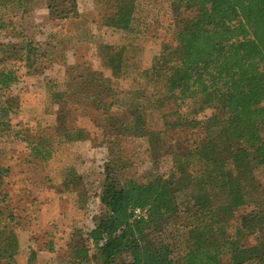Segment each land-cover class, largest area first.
I'll return each instance as SVG.
<instances>
[{
    "label": "trees",
    "instance_id": "trees-1",
    "mask_svg": "<svg viewBox=\"0 0 264 264\" xmlns=\"http://www.w3.org/2000/svg\"><path fill=\"white\" fill-rule=\"evenodd\" d=\"M24 1L0 0V31L12 24L5 18L10 9L27 11ZM96 2L110 10L108 25L141 32L134 26L138 0ZM170 2L172 41L164 42L151 67L140 73L152 90L141 84L138 90L125 89L139 98L125 112L141 122L144 135L162 133L163 127L148 122L154 112L164 126L190 129L189 148L168 177L141 181L125 175L131 162L111 143L100 195L105 209L93 217L89 231H74L64 260L47 264H264V0ZM46 3L50 19L78 13L76 0ZM104 48L112 76L130 77L127 46ZM48 57L40 43L26 41L27 67ZM18 79L16 69L0 68L2 86ZM90 82L92 102L116 94L112 78L100 71H92ZM150 96L155 99L147 105ZM15 103L11 98L0 105V157L3 142L20 137L9 118ZM117 103H107L104 114ZM168 105L172 112L163 111ZM207 109L211 115L200 118ZM85 133L65 130L70 141L85 139ZM41 147L36 148L40 154ZM9 170L0 165V264H20L16 217L3 208L7 195L1 188ZM136 208L146 215L135 217ZM243 209L248 210L239 215ZM55 251L53 243L49 252ZM28 264H39L36 250Z\"/></svg>",
    "mask_w": 264,
    "mask_h": 264
},
{
    "label": "rangeland",
    "instance_id": "rangeland-1",
    "mask_svg": "<svg viewBox=\"0 0 264 264\" xmlns=\"http://www.w3.org/2000/svg\"><path fill=\"white\" fill-rule=\"evenodd\" d=\"M76 1L77 15L58 20L49 18L46 0H25L27 11L10 9L5 18L12 24L0 31V68L16 69L19 75L7 87L0 83V105L16 99L9 118L12 128L20 131L19 138L3 142L0 165L10 169L1 190L7 195L3 208L16 217L20 264H28L32 250L38 252L39 264L59 263L66 257L74 231L93 227V217L105 209L100 195L111 143L131 162L125 175L141 181L168 177L175 160L189 148L190 129L164 126L161 114L154 112L148 122L163 127L162 133L144 135L141 122L125 112L139 100L138 93L125 89L133 85L138 90L141 84L151 92L140 73L151 67L162 44L172 41L170 0H138L134 26L141 32L132 33L108 25L111 12L96 0ZM27 40L49 52L48 59L32 68L24 60ZM105 45L115 50L127 46L124 55L130 77L112 76ZM93 70L114 81L116 94L104 95L101 104L92 102ZM154 99L150 96L145 103ZM114 101L117 105L104 114L107 103ZM163 111L172 112V108L168 105ZM211 113L207 109L199 117ZM126 118L130 119L127 125H121ZM68 128H83L86 138L68 140ZM40 146L41 154L36 150ZM261 177L264 180V168ZM53 243L55 253L49 252Z\"/></svg>",
    "mask_w": 264,
    "mask_h": 264
},
{
    "label": "built area",
    "instance_id": "built-area-1",
    "mask_svg": "<svg viewBox=\"0 0 264 264\" xmlns=\"http://www.w3.org/2000/svg\"><path fill=\"white\" fill-rule=\"evenodd\" d=\"M134 215H135V217L145 216L146 215V211L141 209V208H136L134 210Z\"/></svg>",
    "mask_w": 264,
    "mask_h": 264
}]
</instances>
